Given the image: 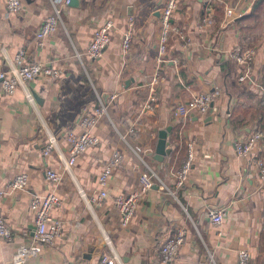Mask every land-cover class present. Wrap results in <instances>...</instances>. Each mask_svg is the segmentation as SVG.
Returning a JSON list of instances; mask_svg holds the SVG:
<instances>
[{
    "label": "crops",
    "instance_id": "0c3cea01",
    "mask_svg": "<svg viewBox=\"0 0 264 264\" xmlns=\"http://www.w3.org/2000/svg\"><path fill=\"white\" fill-rule=\"evenodd\" d=\"M255 1L214 0L212 21L198 27L205 0H181L171 19L192 42L182 48L170 37L158 60L159 14L165 0H74L73 5L22 0L15 13H7L5 0H0V67L2 48L14 53L23 47L27 60L62 70L56 79L40 75L26 82L31 101L20 86L12 94L0 92V190L18 173L28 177L23 189L0 196V213L13 232L11 239L0 238V264H10L16 245L32 232L31 197L51 190L63 197L62 205L51 211L63 222L61 235L24 264H92L88 236H93V246L103 236L101 252H109L114 264H236L244 247L251 252L250 264H264L258 173L233 146L251 130L264 129V9H256L258 15L249 19ZM54 6L61 9V21L38 47L35 31ZM130 17V46L124 53L122 37ZM106 19L114 23L110 41L99 59L89 60L84 55L87 44ZM244 29L252 34L245 43ZM237 44L255 46L250 80L238 79L241 69L230 56ZM196 90L216 91L214 110L175 117L174 106ZM113 93L108 114L95 129L99 143L79 154L70 171H62L68 150L65 132H79L84 110ZM151 96L155 101L149 110L144 104ZM161 131L168 151L158 156ZM50 135L55 146L44 153ZM187 142L192 143L193 159L186 181L176 187L174 172ZM114 148L124 157L109 177L107 197L97 205L88 196L99 190L98 173ZM260 148L264 156L263 143ZM46 165L61 173L58 183L46 178ZM142 171L154 172L166 187L161 189L156 180L122 225L114 197L132 189ZM216 208L226 212L219 226L207 217ZM178 227L184 230V241L175 259L162 263L160 245Z\"/></svg>",
    "mask_w": 264,
    "mask_h": 264
},
{
    "label": "built area",
    "instance_id": "2783aa9c",
    "mask_svg": "<svg viewBox=\"0 0 264 264\" xmlns=\"http://www.w3.org/2000/svg\"><path fill=\"white\" fill-rule=\"evenodd\" d=\"M70 0H63L68 4ZM181 0H165L160 10V32L158 60L166 53V44L170 37L177 38L181 47H186L192 42V39L186 34L183 28L172 21L173 13L178 9ZM22 8V0H5V9L7 13L19 12ZM214 9V0H205L204 15L200 18L198 27L212 21ZM132 18H129V27L124 31L122 37L121 49L125 53L128 51L131 39ZM61 21V9L54 6V12L48 14L41 21L35 31V44L38 47L44 46L45 38L53 33ZM114 23L112 19H106L94 28L92 36L87 44L84 55L89 60L99 59L107 44L110 41V31ZM3 65L0 67V92L5 94L14 93L19 86L23 88L24 97L31 101L33 99L30 91L25 87V83L34 80L40 75L56 79L62 70L56 64L46 63L39 60H27L26 51L23 47L17 49L14 53H9L5 48L1 49ZM78 55H80L78 53ZM256 49L253 45L237 44L230 51V56L235 64L241 69L238 76L239 80H250L251 71L255 63ZM215 90H196L190 93L188 98L178 102L172 113L178 119H183L192 112L205 113L210 109L214 110ZM115 98L111 94L109 99L98 98L97 103L84 110L78 121L79 132L72 130L65 132V138L68 142L66 156L62 157V171H70L79 154L90 147L96 146L100 139L96 132V127L101 119L107 115L108 100ZM155 97L151 96L145 102L144 108L153 109ZM261 143L264 144V129L255 128L246 135L236 139L233 142L234 150L239 157L246 160L248 167L255 169L258 173L259 192L262 202L261 228L264 229V156L260 153ZM55 146V138L50 135L42 151L48 153ZM193 146L191 142L186 143V157L181 166L174 172V186H182L186 181L189 169L193 159ZM124 157L123 151L114 148L111 155L102 165L97 177L99 190L88 196V200L94 204L100 205L107 197V183L115 167H117ZM44 174L51 182L58 183L61 179V173L50 166L44 167ZM27 174L24 172L16 174L6 184V190H0V196L4 192H12L23 189L27 185ZM158 181L159 187H166L152 171H142L138 174L137 184L126 193H118L114 197V204L119 214L122 225L128 224L141 197L155 185ZM81 195L84 192L80 190ZM63 197L56 191H47L42 195H34L30 199L29 206L33 210V228L30 236L21 240L15 247L10 259V264H24L28 258L37 256L44 246L55 245L58 237L61 235L63 222L61 219L51 214L52 209L61 206ZM226 212L224 208L210 209L207 211L209 222L214 226H219L223 221ZM184 230L178 227L172 234L168 235L159 248V257L162 263H168L175 259L179 247L184 241ZM13 232L11 226L5 221L0 213V238L11 239ZM251 252L248 248H240L236 255V264H250ZM65 264H73L70 261ZM97 264H114L113 257L107 251L101 252Z\"/></svg>",
    "mask_w": 264,
    "mask_h": 264
},
{
    "label": "water",
    "instance_id": "95a60500",
    "mask_svg": "<svg viewBox=\"0 0 264 264\" xmlns=\"http://www.w3.org/2000/svg\"><path fill=\"white\" fill-rule=\"evenodd\" d=\"M68 4L73 5L74 0H70ZM166 145H167V141L165 138V132L161 131L159 132V138L157 140L156 148H155V151L158 156H163L168 151V147ZM92 238L93 236H88L87 238V242H88L87 253L93 252V255H92L93 258H92L91 263L97 264L101 256V249L105 247L106 242L103 236L96 237V243L93 246L91 244Z\"/></svg>",
    "mask_w": 264,
    "mask_h": 264
},
{
    "label": "trees",
    "instance_id": "16d2710c",
    "mask_svg": "<svg viewBox=\"0 0 264 264\" xmlns=\"http://www.w3.org/2000/svg\"><path fill=\"white\" fill-rule=\"evenodd\" d=\"M263 7L264 9V0H256L255 1V5L253 7V9L251 10L250 14L248 15L249 19H254V17H256L258 15V12L256 9ZM264 11V10H263ZM264 127V125L262 126ZM186 157V145L183 144L179 153V158L182 159V161L185 159Z\"/></svg>",
    "mask_w": 264,
    "mask_h": 264
},
{
    "label": "rangeland",
    "instance_id": "374dc122",
    "mask_svg": "<svg viewBox=\"0 0 264 264\" xmlns=\"http://www.w3.org/2000/svg\"><path fill=\"white\" fill-rule=\"evenodd\" d=\"M252 26H253V24H252ZM254 28L255 27H253V30H254ZM256 30H258V29H256ZM249 30H246V29H244L243 30V39H245V40H243L244 41V43L247 41V38L249 39L250 38V35H252L250 32H248ZM259 31V30H258ZM246 32H248V33H246ZM253 33H254V31H253ZM254 35V34H253Z\"/></svg>",
    "mask_w": 264,
    "mask_h": 264
}]
</instances>
